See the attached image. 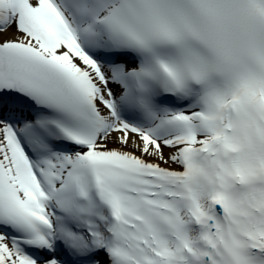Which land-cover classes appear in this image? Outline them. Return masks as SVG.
I'll list each match as a JSON object with an SVG mask.
<instances>
[{"label":"snow or ice","instance_id":"6c2138e0","mask_svg":"<svg viewBox=\"0 0 264 264\" xmlns=\"http://www.w3.org/2000/svg\"><path fill=\"white\" fill-rule=\"evenodd\" d=\"M0 264H264V0H0Z\"/></svg>","mask_w":264,"mask_h":264}]
</instances>
